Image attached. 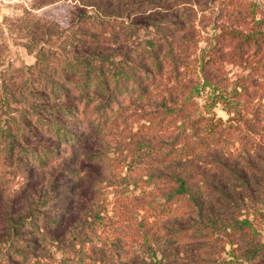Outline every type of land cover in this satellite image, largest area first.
<instances>
[{
  "label": "trees",
  "instance_id": "1",
  "mask_svg": "<svg viewBox=\"0 0 264 264\" xmlns=\"http://www.w3.org/2000/svg\"><path fill=\"white\" fill-rule=\"evenodd\" d=\"M75 1L86 2L85 6L93 9L87 15L80 13L76 25L60 27L33 19L21 20V31L27 40L25 48L34 55V62L15 73L11 70L0 73V264H65L63 260L53 261L52 254L68 251L70 241L74 243L84 231L91 239L111 237L109 228L113 220L104 205L96 215L89 211V227L80 230L74 226L76 221L65 214L69 208L59 207V202L63 205L78 197L90 178L86 169L90 168L88 162L93 156L91 142L105 135L113 136L109 133L119 127L130 111L158 97L159 108L176 109L177 116H181L180 122L174 119L173 126L181 134L176 136L171 156L175 172L185 169L184 173L174 172L159 202L150 197L143 206L147 219L143 224L144 236L138 243L148 254L137 264H155L156 253H150L149 248L159 237L158 233L152 234L154 227L167 217L179 216L170 236L182 240L191 229L185 224L194 222L189 206L198 203L200 196L196 198V193L211 190L210 186H204L209 175H192V167L199 165L195 168L203 173V169L217 172L221 168L228 178L240 183V188L248 184L243 172L229 165L230 150L225 151L222 145H225L223 133L245 124L247 118L222 93L215 92L214 96L230 107L233 126H225L219 119L187 114L186 109H192L188 98L182 103L172 101L181 93L185 71L189 70L187 52L191 40L184 38L181 45L182 40H173L170 28L180 26L187 30L191 23L186 12L191 11L192 5L199 6L197 1ZM82 25L87 30L80 33ZM140 28L151 32L154 40L137 41ZM225 32L227 35L219 37L220 40L230 38L238 42L230 55L233 64L248 63L251 58L243 59V56L249 52L251 57L261 54L264 33ZM53 42L58 47L46 50L44 46ZM111 46H115L116 52L110 55ZM139 48L146 50V58H141ZM211 51L202 66L218 72L225 55ZM47 54L59 55L60 59L49 60ZM253 65L245 66L251 70ZM170 99L168 107L166 101ZM49 168L52 172L48 181L36 182L37 175ZM6 178L15 184L14 191L7 196L4 195ZM262 197V208L254 205L259 216L264 209ZM223 202L227 210L237 209L230 197H224ZM116 213L120 215V211ZM249 225L246 219L229 217L223 227L228 230V237L241 241ZM70 229L74 233L69 235ZM251 232L256 234L255 230ZM258 251H251L245 262H254ZM92 264L106 262L101 259Z\"/></svg>",
  "mask_w": 264,
  "mask_h": 264
},
{
  "label": "rangeland",
  "instance_id": "2",
  "mask_svg": "<svg viewBox=\"0 0 264 264\" xmlns=\"http://www.w3.org/2000/svg\"><path fill=\"white\" fill-rule=\"evenodd\" d=\"M195 1L199 6L192 5L191 11L186 12L190 15L191 26L187 30L180 26L170 28L174 41L182 40V45L184 38L191 40L187 52L189 70L185 71L181 93L172 101L182 103L188 98L192 109H186L187 114L219 119L225 126L232 125L233 114L229 106L218 102L215 92L222 93L245 113V124L225 131L222 135L225 145H222L225 151L230 150L227 154L229 165L243 172L248 184L240 188V183L228 178L221 168L217 172L203 169V173L195 168L199 165L192 167V175H209L204 186H210L211 190L200 194L194 190L196 198H200L194 206H189L194 222L185 224L191 229L187 230L188 234L182 240L170 236L179 222V216L167 217L154 227L152 234L158 233L159 237L156 243L150 244V253H156L155 264H264V209H261L260 216L254 212V205L262 208L260 201L264 196V48L255 57H251L252 52L243 56V59L251 58L248 63L233 64L230 55L238 42L219 38L227 35L225 31L233 30L241 35L264 33V0ZM85 4L75 0H0V73L4 70L15 73L34 62V55L25 48L27 40L21 31V20L27 18L38 23L68 27L76 25L80 13L87 15L93 11ZM72 29L75 31L76 28ZM86 30V25L79 28L80 33ZM148 32L140 28L136 33L137 41L154 40V35ZM44 47L53 51L58 43ZM209 49L214 53L219 51L218 55H225L221 58V70L218 72L203 69V63L213 53ZM114 50L115 46H111L108 54H115ZM138 51L142 59L146 58L144 48ZM130 54L134 51L130 50ZM46 58L60 59V56L47 54ZM251 63L254 65L249 70L245 65ZM234 90L239 95L234 94ZM170 101H166L168 107L171 106ZM160 104L158 97L146 100L109 133L113 136L105 135L91 142L89 148L93 156L88 162L90 168L86 169L90 178L82 188L80 186L78 197L63 205L59 202V207L66 205L69 208L65 211L67 217L76 221L74 226L77 229L84 230L89 227V211L96 215L104 205L113 220L109 228L112 235L105 240H96L84 231L74 243L70 241L68 251L52 254L55 257L53 261L92 264V261L102 259L106 264H137L148 254V250L138 243L144 236L143 224L147 219L143 206L150 197L159 202L162 192L171 183L175 172L171 152L176 136L181 134L173 126L176 123L174 119L178 118L180 122L181 116H177L176 109L159 108ZM256 169L260 172L257 173ZM183 170L178 172L184 173ZM51 172L50 168L43 171L35 181L45 184ZM200 180H197V186H200ZM13 181L6 178L5 196L14 191ZM224 197H230L237 209L229 207L227 210ZM116 211H120L119 216ZM229 217L249 221L250 228L242 234L241 241L226 235L228 230L223 226ZM252 230L256 234H252ZM73 233L70 229L69 235ZM256 250L259 251L255 252L257 258L254 262H245L250 252ZM146 260L150 261L149 258Z\"/></svg>",
  "mask_w": 264,
  "mask_h": 264
}]
</instances>
